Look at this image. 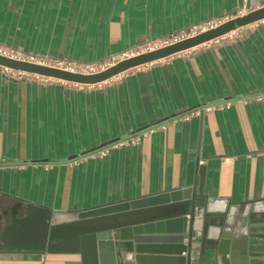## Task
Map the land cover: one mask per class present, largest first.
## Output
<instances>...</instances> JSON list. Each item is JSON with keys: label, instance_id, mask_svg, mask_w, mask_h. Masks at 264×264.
<instances>
[{"label": "crops", "instance_id": "0c3cea01", "mask_svg": "<svg viewBox=\"0 0 264 264\" xmlns=\"http://www.w3.org/2000/svg\"><path fill=\"white\" fill-rule=\"evenodd\" d=\"M262 6L264 0H0V43L94 63ZM199 165L210 196L264 197V20L99 85L0 72V208L35 203L53 210V222H69L81 210L191 186ZM24 242L0 252V264H38L41 253ZM47 258L82 264L79 253ZM188 264L202 262L192 257ZM206 264H215L213 255Z\"/></svg>", "mask_w": 264, "mask_h": 264}, {"label": "water", "instance_id": "95a60500", "mask_svg": "<svg viewBox=\"0 0 264 264\" xmlns=\"http://www.w3.org/2000/svg\"><path fill=\"white\" fill-rule=\"evenodd\" d=\"M264 20V6L160 49L124 59L93 74L0 54V65L81 85H97ZM53 210L16 203L0 209V252L18 242L30 253H79L82 264H264V197L233 201L206 191V166L194 184L106 204L53 222ZM20 246V245H19ZM172 255H149V251ZM187 252V255H183Z\"/></svg>", "mask_w": 264, "mask_h": 264}, {"label": "built area", "instance_id": "2783aa9c", "mask_svg": "<svg viewBox=\"0 0 264 264\" xmlns=\"http://www.w3.org/2000/svg\"><path fill=\"white\" fill-rule=\"evenodd\" d=\"M229 20V16H227L224 19H218V20H211L209 22L203 23V24H197L191 26L188 30H183L181 32H176L173 34H170L169 36L162 37V38H157L153 40H149L145 43L139 44L137 46H134L132 48H129L127 50H124L122 52H119L105 60L94 62V63H77V62H72V61H66V60H52L50 58H46L43 56H36L34 54L27 53L23 50L16 49V48H11L8 46H5L0 43V54L18 59V60H27V61H32V62H38L42 64H50V65H55L59 67L66 68L71 71L75 72H81L84 74H93L100 72L102 70H105L109 68L110 66L115 65L116 63L127 59L131 58L136 55H140L143 53H147L150 51H154L157 49H160L162 47L180 42L186 38L195 36L201 32H204L206 30H209L210 28H213L225 21ZM0 72L7 74V72H13V73H25V71H20V70H15L11 69L5 66L0 65ZM33 74V73H32ZM121 76V75H120ZM119 76L115 77L118 78ZM52 78V77H48ZM107 82V81H106ZM104 83V82H103ZM102 84V83H100ZM99 85V84H97ZM38 264H49L48 263V258H47V253H41L40 259Z\"/></svg>", "mask_w": 264, "mask_h": 264}, {"label": "rangeland", "instance_id": "374dc122", "mask_svg": "<svg viewBox=\"0 0 264 264\" xmlns=\"http://www.w3.org/2000/svg\"><path fill=\"white\" fill-rule=\"evenodd\" d=\"M7 74H9L10 76H12L14 78H17V79L31 78V79L40 80L42 82H63V83H66V84H72V85H77V86H89V85H81V84H77V83H71V82L59 80V79H56V78H48V77H44V76H41V75L32 74V73H28V72H25V73L7 72Z\"/></svg>", "mask_w": 264, "mask_h": 264}, {"label": "flooded vegetation", "instance_id": "af4514ba", "mask_svg": "<svg viewBox=\"0 0 264 264\" xmlns=\"http://www.w3.org/2000/svg\"><path fill=\"white\" fill-rule=\"evenodd\" d=\"M0 209H2V208H0Z\"/></svg>", "mask_w": 264, "mask_h": 264}]
</instances>
